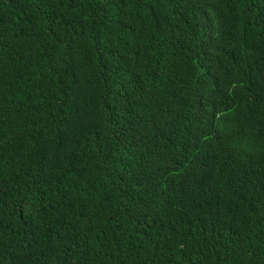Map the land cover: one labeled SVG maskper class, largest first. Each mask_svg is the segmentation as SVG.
Returning a JSON list of instances; mask_svg holds the SVG:
<instances>
[{
    "label": "trees",
    "instance_id": "1",
    "mask_svg": "<svg viewBox=\"0 0 264 264\" xmlns=\"http://www.w3.org/2000/svg\"><path fill=\"white\" fill-rule=\"evenodd\" d=\"M0 264H264V0H0Z\"/></svg>",
    "mask_w": 264,
    "mask_h": 264
}]
</instances>
